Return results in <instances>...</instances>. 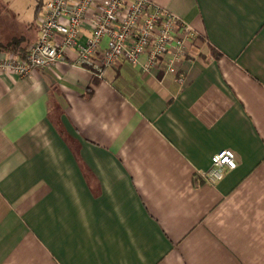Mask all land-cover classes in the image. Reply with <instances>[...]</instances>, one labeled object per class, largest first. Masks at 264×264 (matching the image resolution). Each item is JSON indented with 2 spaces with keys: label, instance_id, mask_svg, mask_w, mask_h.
I'll return each instance as SVG.
<instances>
[{
  "label": "crops",
  "instance_id": "crops-1",
  "mask_svg": "<svg viewBox=\"0 0 264 264\" xmlns=\"http://www.w3.org/2000/svg\"><path fill=\"white\" fill-rule=\"evenodd\" d=\"M151 3L191 30L175 73L118 59L98 78L66 51L0 75V264H264V0ZM44 5L0 0V57L35 43Z\"/></svg>",
  "mask_w": 264,
  "mask_h": 264
},
{
  "label": "built area",
  "instance_id": "built-area-1",
  "mask_svg": "<svg viewBox=\"0 0 264 264\" xmlns=\"http://www.w3.org/2000/svg\"><path fill=\"white\" fill-rule=\"evenodd\" d=\"M43 15L37 40L23 56L0 57V75L27 78L37 69L65 63L66 51L74 53L71 65L98 78L118 59L129 64L143 59L144 70L161 58L171 74L191 35L187 23L151 0H45ZM234 156L230 149L217 151L200 177L211 185L218 182L236 168Z\"/></svg>",
  "mask_w": 264,
  "mask_h": 264
},
{
  "label": "trees",
  "instance_id": "trees-1",
  "mask_svg": "<svg viewBox=\"0 0 264 264\" xmlns=\"http://www.w3.org/2000/svg\"><path fill=\"white\" fill-rule=\"evenodd\" d=\"M14 46H16V43H15V41L14 40H12L9 44H2V45H0V50L1 51H6V52H10V51H12L13 52V50L15 51V47ZM19 56V55H18ZM21 56H23V54L21 55ZM20 56V57H21Z\"/></svg>",
  "mask_w": 264,
  "mask_h": 264
}]
</instances>
